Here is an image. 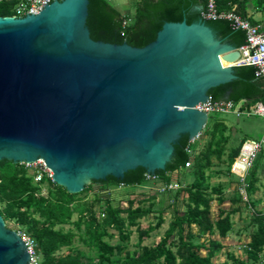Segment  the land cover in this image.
<instances>
[{
    "label": "water",
    "instance_id": "95a60500",
    "mask_svg": "<svg viewBox=\"0 0 264 264\" xmlns=\"http://www.w3.org/2000/svg\"><path fill=\"white\" fill-rule=\"evenodd\" d=\"M89 0H52L38 13L0 16V161L43 159L78 193L94 180L166 168L183 135L209 115L199 103L238 78L237 46L203 18L166 21L144 46L91 37ZM30 253L0 213V264Z\"/></svg>",
    "mask_w": 264,
    "mask_h": 264
},
{
    "label": "trees",
    "instance_id": "16d2710c",
    "mask_svg": "<svg viewBox=\"0 0 264 264\" xmlns=\"http://www.w3.org/2000/svg\"><path fill=\"white\" fill-rule=\"evenodd\" d=\"M19 1L0 0V16L16 15ZM133 2L135 11L130 14L122 13L112 0H89L87 24L91 37L144 46L156 38L164 22L197 21L203 18L202 12L208 4V0ZM215 2L219 12L234 11L246 18V0ZM205 20L218 36L227 38L235 46L245 43L246 32L233 28L230 20ZM237 75V79L212 88L211 97L220 100L228 96L235 102L243 99L247 105L264 102V80L256 75V68L249 65L238 67ZM232 132L224 118L216 113L210 114L199 138L191 142L188 135H183L175 145L171 162L165 169L156 171L155 176H148L145 168L138 167L126 172L123 179L108 176L94 180L78 193L69 192L49 176L36 182L34 174L24 163L1 160L0 213L8 227H17L31 236L41 264H213L214 258L226 247L224 240L234 231L233 215L241 210L240 204L244 202L251 210L248 226H253L250 240L244 246L246 258L227 252L222 264H264V206H261L264 198L255 197L262 185L260 174L264 171V148L245 176L247 201L240 192V178L231 197L226 196L224 183H211L214 174H232V165L243 142L249 138L244 135L235 146L236 137H232ZM232 138L235 143L229 146ZM197 140L203 141L202 146ZM198 147L201 148L195 152L192 166L186 167L190 159L187 148L195 151ZM227 150V170H211L213 157L221 160ZM174 172L188 173L192 177L186 185H180L178 189L165 188L163 193L172 199V206L182 194H187L186 198L183 197L186 207L182 212L173 208L172 220L159 242L143 244L145 237L164 223L165 208H159L155 224L143 228L140 220L154 212L158 204L156 195L138 200L137 205L134 198H129L127 205L123 206L120 202L114 203L110 191L124 186H145L158 180L168 186ZM95 183L97 188L93 186ZM227 199L230 206L219 207L217 218H212L213 202L217 200L218 204H223ZM147 201L150 203L145 206ZM66 225L71 227L66 228ZM134 226L139 240L137 248L131 251L128 245ZM116 234L119 239L113 243L110 240ZM76 239L85 247L77 245Z\"/></svg>",
    "mask_w": 264,
    "mask_h": 264
},
{
    "label": "rangeland",
    "instance_id": "374dc122",
    "mask_svg": "<svg viewBox=\"0 0 264 264\" xmlns=\"http://www.w3.org/2000/svg\"><path fill=\"white\" fill-rule=\"evenodd\" d=\"M112 4L118 7L122 13H133L135 11L133 0H112ZM216 113V116L222 117L225 119L228 126L231 127L232 137H236V140L232 138L229 146H231L236 141L235 146L239 143L244 135L250 137V139H260L264 133V119L259 116H242L236 117L232 114H222L217 112H212L211 114ZM200 143L202 146L203 141L197 140V144ZM234 145V144H233ZM201 147L196 148L195 151H198ZM230 148V147H229ZM229 150L226 151L225 155L222 156L221 160L213 157L214 165L211 170H227V158H228ZM237 168H241V164H236ZM31 170V169H30ZM190 170V169H189ZM211 170L209 172H211ZM232 171V170H231ZM176 174V173H175ZM239 172L232 171L231 175H226V173H221L218 175H213L211 179L212 184L224 183L225 184V194L228 197H231L234 194V190L237 188V181L240 180ZM261 183L264 185V171L261 172ZM177 177V176H176ZM173 177L172 179H177L180 185H186L190 181V176L188 173L178 172V177ZM92 183V182H91ZM89 183V184H91ZM95 188H97V184H93ZM164 184L162 181H153L145 186H138L136 188L132 186H124L119 188H114L111 190L110 196L114 199V203L120 202L123 206L127 205V201L129 198L135 199V205L139 202L138 200L143 198H148L151 195H156V202L158 203L155 206L154 212L150 213L149 216H146L140 220L141 226L143 228L148 227L149 224L156 223V215L158 214V210L161 207H164L165 210L163 212L164 223L157 229H155L150 236L145 237L143 244L154 245L160 241L161 237L165 234V231L168 229L170 221L173 217V208H177L179 211H183L185 209V202L183 197L186 198L187 194H182L181 197L176 201L175 206H172V199L167 198L162 191ZM180 188V187H178ZM177 188V189H178ZM46 190V189H45ZM91 194V193H90ZM256 198H264V187H260V189L255 194ZM164 198V199H162ZM160 201H163L161 204ZM149 201L145 202L144 205L148 206ZM231 202L227 199L223 204H218L217 200H215L212 204V218L216 219L218 216L219 207H228ZM241 210L233 215L234 220V231L229 234V236L224 240V244L226 245L225 250L218 255V257L214 258L213 264H222L224 260H226L227 252H232L236 256H246L244 251V245L250 240V232L252 231L253 226H248L250 222V208L245 205V203H241ZM262 207L264 204L261 205ZM158 208V209H157ZM76 217V216H75ZM74 217V218H75ZM13 224L11 223L10 226ZM13 227V226H12ZM71 227L70 225H66V228ZM15 228V227H13ZM133 233L131 234L128 248L132 251L137 248V243L139 240V233L136 230V226L132 227ZM118 235L116 234L113 238H111V242L115 243L118 241ZM76 244L80 247H85L82 242L76 239Z\"/></svg>",
    "mask_w": 264,
    "mask_h": 264
},
{
    "label": "built area",
    "instance_id": "2783aa9c",
    "mask_svg": "<svg viewBox=\"0 0 264 264\" xmlns=\"http://www.w3.org/2000/svg\"><path fill=\"white\" fill-rule=\"evenodd\" d=\"M47 2L52 0H20L16 5V17H22L27 14L38 13L45 6ZM204 19L216 20L219 18H226L232 22L233 28L242 29L246 32V41L244 44L238 47L242 59L232 63L234 67L241 66H254L256 68V75L264 78V28L257 24H253L247 18L242 17L234 11L219 12L216 6L215 0H208L206 9L202 12ZM202 111L210 115L212 112L222 114H234L238 117L242 116H259L264 119V102L256 101L249 105L245 100L235 102L230 99L215 100L211 96L207 101L199 103ZM197 135L191 142H194L199 138ZM264 148V133L260 139H246L240 150L239 156L235 159L232 165V171L239 172L241 179L240 192L243 195L244 200H248V194L246 190L245 176L248 169L251 167L257 154ZM190 159L186 162V167H191L193 163V156L196 151L192 148H187ZM241 162V168H237L236 164ZM29 168L30 172L34 174L36 182L43 180L45 176L52 178V170L46 165L43 159H38L35 162H24ZM245 165V167H243ZM155 176L154 174H148V176ZM180 187L178 182H172L168 186H163L162 191L165 188L177 189ZM17 231L20 237L25 241L28 251L30 253L29 264H41L40 256L35 249L34 240L24 230L17 227L13 228Z\"/></svg>",
    "mask_w": 264,
    "mask_h": 264
},
{
    "label": "crops",
    "instance_id": "0c3cea01",
    "mask_svg": "<svg viewBox=\"0 0 264 264\" xmlns=\"http://www.w3.org/2000/svg\"><path fill=\"white\" fill-rule=\"evenodd\" d=\"M246 2H247L246 18L248 20H250V22H252L254 24H257L260 27L264 28V0H246ZM263 80H264V78H263ZM223 99H228V96H226ZM232 115H234V114H232ZM247 139H250V137L247 138ZM176 176L178 177V172L172 173V178L176 177ZM172 182H178V180L177 179H175V180L172 179ZM261 187H264V185H261ZM224 250H225V248H224ZM241 257L242 258H246V256H241ZM213 263H214V261H213Z\"/></svg>",
    "mask_w": 264,
    "mask_h": 264
},
{
    "label": "bare ground",
    "instance_id": "6f19581e",
    "mask_svg": "<svg viewBox=\"0 0 264 264\" xmlns=\"http://www.w3.org/2000/svg\"><path fill=\"white\" fill-rule=\"evenodd\" d=\"M239 164H241V162H238ZM242 165V164H241ZM243 167H245V165H243Z\"/></svg>",
    "mask_w": 264,
    "mask_h": 264
}]
</instances>
